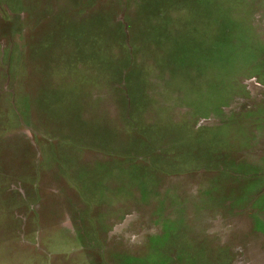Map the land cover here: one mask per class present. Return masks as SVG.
I'll return each mask as SVG.
<instances>
[{"label":"rangeland","instance_id":"rangeland-1","mask_svg":"<svg viewBox=\"0 0 264 264\" xmlns=\"http://www.w3.org/2000/svg\"><path fill=\"white\" fill-rule=\"evenodd\" d=\"M0 264H264V0H0Z\"/></svg>","mask_w":264,"mask_h":264}]
</instances>
